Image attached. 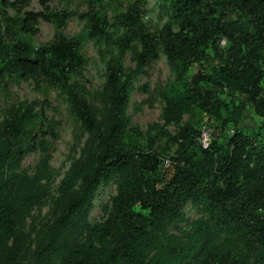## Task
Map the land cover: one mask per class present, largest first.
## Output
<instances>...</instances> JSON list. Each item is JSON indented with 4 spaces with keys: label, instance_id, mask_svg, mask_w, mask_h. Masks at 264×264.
<instances>
[{
    "label": "trees",
    "instance_id": "trees-1",
    "mask_svg": "<svg viewBox=\"0 0 264 264\" xmlns=\"http://www.w3.org/2000/svg\"><path fill=\"white\" fill-rule=\"evenodd\" d=\"M38 1L41 11L29 9L32 0H0V92L11 96L12 80L50 85L87 138L60 182L51 223L27 232L26 220L50 191L44 180L57 171L42 138L50 126L45 108L11 106L0 122V264H264V131L235 133L228 143L214 139L205 149L195 126L206 113L222 118L229 108L223 95L238 90L264 118V0H162L172 18L157 34L143 23L147 0H108L113 18L97 10L104 0H88L84 13L54 12L53 0ZM74 16L118 52L100 92L102 109L72 81L84 69L81 41L63 32ZM40 20L55 23L56 33L35 47L30 39ZM129 51L134 68L122 63ZM160 51L175 76L165 91V117L189 116L169 137L177 149L168 166L146 151L144 131L127 116L138 75ZM40 145L30 174L22 161ZM116 175L113 214L91 223L95 194ZM190 201L208 218L168 233Z\"/></svg>",
    "mask_w": 264,
    "mask_h": 264
},
{
    "label": "rangeland",
    "instance_id": "rangeland-1",
    "mask_svg": "<svg viewBox=\"0 0 264 264\" xmlns=\"http://www.w3.org/2000/svg\"><path fill=\"white\" fill-rule=\"evenodd\" d=\"M50 6L54 12L69 10L84 13L89 8L88 0H53ZM29 9L41 11L42 6L38 0H32ZM97 10L110 18L114 17L113 7L108 0L99 2ZM171 18L172 11L162 0H147L143 23L150 33H159L171 21ZM35 29L37 32L30 39L33 46L50 44L54 40L55 23L40 20ZM63 32L65 36L78 38L82 43L84 69L73 75L72 81L85 85L91 100L102 109L103 102L99 100L100 92L106 81L108 64L118 55L117 50L114 46H106L90 35V26L86 18L74 16L64 25ZM226 45V41L223 40L222 46L226 47ZM122 63L125 67L134 68L136 65L134 52L125 53ZM174 78L166 55L160 51L159 59L145 66L138 75L130 94L127 111L130 123L139 126L145 133L143 144L146 151L156 153L165 160L174 156L177 149V145L169 137L179 133L189 121L188 115H185L181 121L168 120L165 117L167 104L165 91ZM9 91L11 96L6 95L5 91L0 92V122L9 114L11 106L32 105L36 110L45 108L48 118L46 124L49 122L50 125L48 129L43 130L47 132H42V138L47 140L50 164L56 169L57 174L44 180L48 183L50 191L43 204L36 208L25 222L26 231L31 232L35 228L49 225L54 218L60 182L72 163L80 157L87 136L82 133L80 122L69 111L57 89L48 84L37 85L32 81L12 80ZM223 100L229 108L222 110V118L206 113L195 121V126L201 131L207 130L212 140L218 139L220 143H228L235 133L254 135L264 131V118L257 115L247 95L238 90L231 95L224 94ZM234 109H237L235 114ZM42 150L40 145L24 157L22 166L28 173L36 172ZM118 180L119 176H113L105 181L95 194L89 206L91 223L107 220L113 214V197L117 194ZM202 217L208 218L202 206L190 201L184 209L182 219L170 226L168 233H180L183 229L190 230L191 224ZM189 264H195V262Z\"/></svg>",
    "mask_w": 264,
    "mask_h": 264
},
{
    "label": "built area",
    "instance_id": "built-area-1",
    "mask_svg": "<svg viewBox=\"0 0 264 264\" xmlns=\"http://www.w3.org/2000/svg\"><path fill=\"white\" fill-rule=\"evenodd\" d=\"M199 140L203 148L205 149L210 148L212 139H211L210 133L207 130L204 129L201 131ZM168 164H169V160H165V166H168Z\"/></svg>",
    "mask_w": 264,
    "mask_h": 264
}]
</instances>
